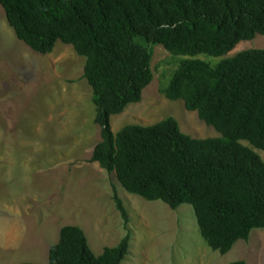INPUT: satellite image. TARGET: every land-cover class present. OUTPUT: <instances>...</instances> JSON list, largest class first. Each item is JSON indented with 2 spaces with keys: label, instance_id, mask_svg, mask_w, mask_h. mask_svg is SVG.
Returning a JSON list of instances; mask_svg holds the SVG:
<instances>
[{
  "label": "trees",
  "instance_id": "obj_1",
  "mask_svg": "<svg viewBox=\"0 0 264 264\" xmlns=\"http://www.w3.org/2000/svg\"><path fill=\"white\" fill-rule=\"evenodd\" d=\"M15 37L39 54L59 41L85 58L100 140L89 161L129 194L174 210L191 205L199 234L219 254L264 229V49L223 57L264 34V0H0ZM182 55L161 88L221 137L193 138L168 116L110 130V116L137 103L150 83L152 46ZM223 57L215 63L197 57ZM126 223L122 201L113 194ZM129 233L94 255L83 231L65 225L46 264H120ZM35 264V263H20ZM227 264H246L237 260Z\"/></svg>",
  "mask_w": 264,
  "mask_h": 264
},
{
  "label": "rangeland",
  "instance_id": "obj_2",
  "mask_svg": "<svg viewBox=\"0 0 264 264\" xmlns=\"http://www.w3.org/2000/svg\"><path fill=\"white\" fill-rule=\"evenodd\" d=\"M264 49V34L239 41L223 57ZM198 58L215 63L223 57ZM182 55L152 46V79L139 102L109 119L115 133L127 124L150 125L171 116L197 139L221 137L161 93ZM85 58L59 41L39 54L18 40L0 6V264H46L49 247L65 225L78 226L94 255L129 233L120 264H264V229H252L225 254L201 238L191 205L170 209L127 193L113 173L89 161L100 140L91 90L81 78ZM252 149L264 162V152ZM127 213L125 223L113 194Z\"/></svg>",
  "mask_w": 264,
  "mask_h": 264
}]
</instances>
